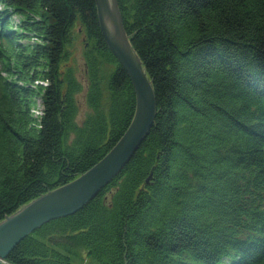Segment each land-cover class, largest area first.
Listing matches in <instances>:
<instances>
[{
  "label": "trees",
  "instance_id": "trees-1",
  "mask_svg": "<svg viewBox=\"0 0 264 264\" xmlns=\"http://www.w3.org/2000/svg\"><path fill=\"white\" fill-rule=\"evenodd\" d=\"M117 4L151 82L153 125L93 199L22 239L7 264H264V0ZM0 6L2 221L100 161L135 94L94 0ZM74 30L82 81L68 64Z\"/></svg>",
  "mask_w": 264,
  "mask_h": 264
},
{
  "label": "water",
  "instance_id": "water-1",
  "mask_svg": "<svg viewBox=\"0 0 264 264\" xmlns=\"http://www.w3.org/2000/svg\"><path fill=\"white\" fill-rule=\"evenodd\" d=\"M102 38L126 71L135 94L133 119L112 149L69 183L39 196L0 221V264L43 224L76 213L116 176L144 140L156 115L151 82L126 36L117 0H94Z\"/></svg>",
  "mask_w": 264,
  "mask_h": 264
},
{
  "label": "rangeland",
  "instance_id": "rangeland-1",
  "mask_svg": "<svg viewBox=\"0 0 264 264\" xmlns=\"http://www.w3.org/2000/svg\"><path fill=\"white\" fill-rule=\"evenodd\" d=\"M0 10H2V6H0ZM11 22L13 24H16L18 22L17 17H12L11 18ZM101 32V31H100ZM74 37H75V41L73 43V45L70 48L71 54H70V58L68 61L69 65H72L75 69V76L77 77V79H79L80 81L84 80L86 77V72H85V62H84V58H83V51H84V46H83V36L82 35H78L75 33L74 30ZM116 59V58H115ZM118 62V61H117ZM121 66V65H120ZM143 67V66H142ZM126 72V71H125ZM145 72V71H144ZM127 74V73H126ZM146 74V73H145ZM128 76V75H127ZM147 76V75H146ZM42 84V83H41ZM84 92V91H83ZM80 94L79 96H77L78 100H79V112H78V120L77 122L79 124L82 123V121L85 119V117L87 116V113L89 112L88 108L86 107L85 103L83 102V97L84 94ZM36 108L33 111L34 115H41V110H42V106H41V101L38 99L36 101ZM157 112V111H156ZM156 116V115H155ZM155 119V118H154ZM154 122V121H153ZM153 125V123H152ZM152 127V126H151ZM150 127V129H151ZM149 129V130H150ZM149 132V131H148ZM147 136V135H146ZM145 139V138H144ZM142 143V142H141ZM134 154V153H133ZM118 175V174H117ZM116 175V176H117ZM116 176H114L113 178H115ZM77 178V177H76ZM112 178V179H113ZM111 179V180H112ZM110 180V181H111ZM107 185V184H106ZM28 204V203H27ZM26 205V204H25ZM23 207V206H22ZM19 210V209H18ZM15 213V212H14ZM7 258V257H6ZM4 264H7L6 259L3 261Z\"/></svg>",
  "mask_w": 264,
  "mask_h": 264
}]
</instances>
